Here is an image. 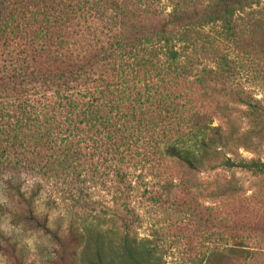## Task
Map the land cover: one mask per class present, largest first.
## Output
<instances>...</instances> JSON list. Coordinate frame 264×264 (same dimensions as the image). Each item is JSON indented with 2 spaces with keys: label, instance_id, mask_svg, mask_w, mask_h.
<instances>
[{
  "label": "trees",
  "instance_id": "1",
  "mask_svg": "<svg viewBox=\"0 0 264 264\" xmlns=\"http://www.w3.org/2000/svg\"><path fill=\"white\" fill-rule=\"evenodd\" d=\"M262 2L0 0V179L25 206L12 212V221L31 224L58 244L55 264L162 263L157 244L137 240L127 225L112 238L98 226H70L67 245L46 216L34 213L15 174L3 173L9 168L58 179L80 164L96 170L101 159L121 180V163L133 157L151 166L172 163L182 175L174 177L182 184L178 205L191 215V201L202 194L194 172L221 167L264 175L261 158L228 154L253 150L262 143L254 138L264 141V97L236 82L237 62L217 47L253 50L257 43L263 55L264 40L254 39L264 31L263 16L247 11L244 26L238 24L241 12ZM199 53L211 54L212 64L200 67ZM238 110L247 119L244 130ZM209 184L208 196L219 204L242 193L231 180ZM251 198L264 203V186ZM218 207L205 206L211 216L199 218L214 229L210 247L188 252L192 259L179 264H238L264 255L261 247L236 243L264 234V221L245 216L239 227L238 212L221 217Z\"/></svg>",
  "mask_w": 264,
  "mask_h": 264
},
{
  "label": "rangeland",
  "instance_id": "2",
  "mask_svg": "<svg viewBox=\"0 0 264 264\" xmlns=\"http://www.w3.org/2000/svg\"><path fill=\"white\" fill-rule=\"evenodd\" d=\"M151 1L158 5H170V0ZM247 11L252 12L251 15L255 18L263 16L264 19V2L241 12L239 26H244ZM205 31L213 35L212 31ZM254 37L263 41L264 31H258ZM254 45L253 50L237 47L233 43H222L217 47L220 49L218 52L227 53L237 62L236 82L254 97L263 98L264 54L261 55L255 50L260 48L257 43ZM210 56L212 55L199 53V66L212 64ZM238 107L240 110L244 109L243 106ZM240 110L234 114L238 118L241 130H244L247 128V119ZM256 139L262 143H257L258 146L253 150L239 147L228 154L233 157L247 159L255 157L264 160V141L254 138ZM140 158L133 157L130 162L121 163L123 168L121 180L112 174L113 169H109L110 162L101 163L103 161L101 159L96 170L89 163L80 164L58 179H48L42 173L37 174L19 167L9 168L3 173L15 174V182L21 183V190L26 199H32L34 213L39 217L46 216L49 227L58 231L60 236H64L62 240L67 245H71L66 234L70 226H76L78 230H83L85 226H98L107 237L112 238L117 236V232H124L127 225L130 234L137 240L146 238L157 244L156 251L162 264L189 261L192 258L188 252L194 254L210 247V232L214 229L211 228V223L205 226L199 219L200 216L203 220L211 216L210 211L205 210V206L219 205L217 210L221 217L229 212L231 214H234L233 211L238 212L234 221L239 227L246 221L245 216L254 217L250 221H264V203L258 198H251L254 191L258 192V188L264 186V175L221 167L194 172L197 183L202 181L200 186L202 194L198 200L191 201L196 210L191 215L178 205L182 184L175 185L177 181L174 177L182 176L179 167L166 162L158 164V160L151 166ZM96 159L95 156L94 160ZM226 180L233 181L242 193L235 201L227 199L225 203L219 204V200L213 201L208 196L211 189L209 182L225 183ZM3 181L0 179V264H55L58 244L51 235L41 229L32 228L31 224H16L12 221V212L22 213L25 206ZM237 234L242 235L240 231ZM249 236L236 243L244 242L243 244L251 250H259L258 247H261L263 248L261 251H264V234L251 233ZM229 243L233 241L226 244ZM6 246L14 248L15 258L14 252L12 251L10 255L7 252L10 249ZM81 248H78V253ZM238 264H264V255Z\"/></svg>",
  "mask_w": 264,
  "mask_h": 264
}]
</instances>
